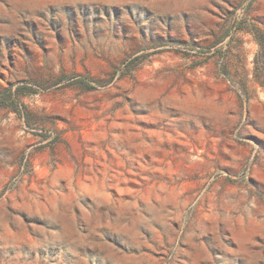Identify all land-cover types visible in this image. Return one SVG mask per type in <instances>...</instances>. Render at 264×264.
Wrapping results in <instances>:
<instances>
[{"label": "rangeland", "instance_id": "374dc122", "mask_svg": "<svg viewBox=\"0 0 264 264\" xmlns=\"http://www.w3.org/2000/svg\"><path fill=\"white\" fill-rule=\"evenodd\" d=\"M0 264H264V0H0Z\"/></svg>", "mask_w": 264, "mask_h": 264}]
</instances>
